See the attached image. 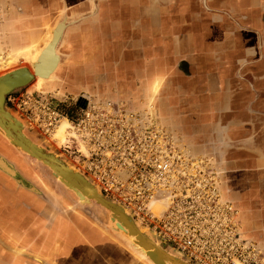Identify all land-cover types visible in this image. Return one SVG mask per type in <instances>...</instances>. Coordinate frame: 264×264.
I'll list each match as a JSON object with an SVG mask.
<instances>
[{
  "label": "rangeland",
  "instance_id": "374dc122",
  "mask_svg": "<svg viewBox=\"0 0 264 264\" xmlns=\"http://www.w3.org/2000/svg\"><path fill=\"white\" fill-rule=\"evenodd\" d=\"M201 7V0H8L0 3V56L7 55L6 62L0 64V76L24 67L32 72L35 58L31 53H23L5 68L12 56V45L26 44L30 38L49 41L42 38L46 29L53 31L57 24H63L57 47L61 56L55 69L59 68L57 77L54 71V78L47 81L49 87L42 90L34 88V82L15 89L6 97V108L24 122L28 138L83 176L74 166L68 147L65 149L70 146L69 126L63 138H57L56 134L64 120L51 135L45 134L31 121L29 110L32 109L22 103L24 96L48 103L66 121L80 118L88 106L106 101H123L130 110L147 109L149 114L154 113L158 124L176 137L178 146L187 149L191 159H201L206 164L205 172L220 181L223 198L237 211L236 222L242 238L256 248L258 255L254 264H264V247L247 230L240 200L231 198L237 189L243 197L249 192L255 201L260 199L257 178L261 172L256 167L264 158V90L256 92L246 79L251 75L245 72L240 76L227 75L226 81L217 74L216 92L209 90L212 76L209 73L224 67H240L254 76L263 74L264 60L258 55L253 59L248 53L251 48L261 49L260 38H245L237 24L224 15L213 21V27L216 32L229 33L235 38H206L202 42L187 38L197 21L196 16L202 12ZM248 13L264 26V11L251 9ZM219 46L221 50L217 52ZM156 75L163 77V83L152 87L147 98L143 97L147 80ZM129 94L132 99L128 98ZM217 98L222 108L216 106ZM180 99L184 101L183 106H179L184 109V134L166 121L169 105ZM220 134L222 139H219ZM2 138L0 134V155L3 156L0 161L6 158L12 163L10 168L15 177L0 169V213L8 212L13 218L7 220L5 214L0 227L9 224L40 232V237L37 234L27 237L30 242L39 239L46 248L55 231H59L55 238L65 244L78 242L70 222L76 221L79 226L80 222H86L105 234L103 238L113 245L98 246L95 250L80 246L68 254L62 251L56 257L60 264H124L123 260L128 261L130 249L109 230L110 211L95 201L84 202L56 180L48 164L38 162L14 145L5 144ZM236 162L242 164L241 172L235 171ZM246 169L253 171L248 187ZM16 174L32 184L36 192L21 185ZM19 190L29 194V200L25 197L28 202H18ZM116 203L129 210L137 224L165 249L193 264L183 252L159 239L151 226L140 221L130 208Z\"/></svg>",
  "mask_w": 264,
  "mask_h": 264
},
{
  "label": "built area",
  "instance_id": "2783aa9c",
  "mask_svg": "<svg viewBox=\"0 0 264 264\" xmlns=\"http://www.w3.org/2000/svg\"><path fill=\"white\" fill-rule=\"evenodd\" d=\"M31 121L51 135L66 120L48 103L24 96ZM68 121V119H67ZM74 166L104 196L130 208L154 234L193 264H254L256 248L242 238L237 211L220 181L191 159L155 114L123 101L88 106L68 121Z\"/></svg>",
  "mask_w": 264,
  "mask_h": 264
},
{
  "label": "crops",
  "instance_id": "0c3cea01",
  "mask_svg": "<svg viewBox=\"0 0 264 264\" xmlns=\"http://www.w3.org/2000/svg\"><path fill=\"white\" fill-rule=\"evenodd\" d=\"M2 1L3 2L1 3H4L7 2L8 0H2ZM201 1H202V7H201L202 12L200 14L198 13V16H196L197 21H195V23L193 24L194 26L192 27V33L187 38H196L198 42H202L206 40V38H235L234 36H231L229 33L226 35L221 33L220 31L216 32L215 28L213 27L214 20L221 19L222 15L228 16L229 18H231V20L234 21V23L237 24V26L240 28L241 33L245 35V38H260L259 41H260L261 49L258 50L255 48H251L248 50V53L253 55V59H256L255 57L256 55H258L260 57V60H264V26H261L255 20V18H253V16L248 13L249 11H251V9H255L263 12L264 0H201ZM44 36L42 38H44ZM34 39L37 38H30V41L26 44H24L25 42L13 44L12 48L17 46H29V44ZM219 43L220 42H217V44ZM219 49L221 50L220 46L217 49V52H220ZM192 50L196 51L195 48H193ZM215 56L217 58L219 54ZM58 69L55 70V76L57 75ZM240 70L241 72H239ZM244 72L245 74L251 75V77H246V79L256 92H261L264 90V72L261 76H254L251 73H249L247 70L240 69V67L238 68L224 67L220 71L209 73V75H212L209 78V90L210 91L213 90V92H216L218 78H216L215 75L217 74H220V76L222 75V78H224V81H226L228 80L227 75L240 76ZM156 78L157 79L160 78L161 82L163 83L162 80L163 77L160 75H156L153 78H150L149 80H147V88L144 91V95L142 93H139L138 94L139 97H141V94L143 97L146 98L148 97L149 95L148 91L152 90L153 81ZM218 91L221 92L222 90L220 89ZM128 98L132 99L133 97L129 94ZM256 101H258V99ZM183 104L184 101L182 99L177 100V102H172L169 105L168 111L166 113L168 119V120L166 119L167 124L173 128H176L178 131L182 132V134H184L183 128H185L184 126H182L184 123V117H183L184 109L182 110L181 107L179 106H183ZM220 104H221L220 100L218 99L216 106H220L222 108V105ZM250 150L253 153V148ZM231 165L233 166V164ZM241 165L242 164L236 162L234 164L235 171L239 170L241 172L242 171ZM232 166H231V170H232ZM256 168L261 172L260 176L257 178L258 187L260 189V199L255 201L252 198L253 195L249 194V192H247L243 197L240 195V192H238L240 190L237 189L234 192V194L233 193L231 194V198L237 201L240 200L239 203L241 210L243 212V221L245 223L247 230L251 231L252 232L251 235L253 236V238L258 240L260 244L264 247V158L260 160L259 167ZM245 171H246V179H247L246 184L248 187V183L252 180L253 177V171L250 172L249 169H246ZM18 193H19L18 202H23V203L28 202L26 201L25 198L27 197L28 198L27 200H29L30 196L28 193H25L24 190H19ZM2 197H5L7 201L9 200L7 196H2ZM5 214L7 220L8 218L13 219L12 217L8 216V212H6ZM5 214L0 213V224L3 221L2 218ZM71 222H70V227H72L75 230L77 234L75 236V239H77L78 242L65 244L64 242L61 241L60 238L58 237L55 238V236L58 235L59 232V231H55L54 232L55 236L53 237V240L48 241L49 245L46 248H44L45 245H42L43 243H41L39 239L36 240L35 242H30L29 240L30 238L27 237V235L29 236L31 234L34 235L37 234V236L40 237V232H37L35 230L31 232L29 229H25V226L13 227L8 224V226L0 227V264H60L59 263L60 260H58L56 257L59 256L62 251L68 254L69 251H72L73 249L80 246H83L89 250H95V249H99L98 246H101L103 248L105 246L111 247L110 245H113L112 242L107 240V238H105L106 240L103 238L104 236H106L105 234L103 236V234L97 232V230L92 226H90L88 223L80 222L81 225L79 226L78 222L76 221H71ZM31 255L32 258L29 257ZM123 261L124 264H127L126 259Z\"/></svg>",
  "mask_w": 264,
  "mask_h": 264
},
{
  "label": "bare ground",
  "instance_id": "6f19581e",
  "mask_svg": "<svg viewBox=\"0 0 264 264\" xmlns=\"http://www.w3.org/2000/svg\"><path fill=\"white\" fill-rule=\"evenodd\" d=\"M57 25L59 26H57L56 30L52 31V30H49V28L46 29L44 38H49V41H46L44 39L42 40L41 38H37V39H34L29 44V46H17L13 48L11 47L12 56H11V59L10 58L8 59L9 61L7 60L8 63L6 64L5 68H8V65H10L12 62L17 61L18 57L22 55L23 53H26V54L31 53L33 58H35L34 67H33L34 72L33 70L31 72V70H28L27 67H24L23 69L14 70V71L5 73L2 76H0V96H1V93L7 90L8 85H9V81L7 79L9 77L6 78V76L12 72H15V74L17 75L15 78L16 81H20L22 82V84L28 83L29 81H31L30 83L34 82L33 87L39 90H42L43 88H46L48 86L49 82L47 83V81L54 78L53 72L55 71L58 65V62L59 61L61 62V56L59 55L57 47L59 45V38H61V35L63 33V24L59 23ZM6 56H7L6 54L0 56V64L3 62L4 63L6 62ZM27 70L29 71V73H27ZM160 82H161L160 79L154 80L153 87L155 88V86H158ZM10 113L11 112L7 113V112H3L2 110H0L1 137L4 138L5 144L14 145L17 149L21 150L24 153H27L26 147L22 146L21 142L17 140L16 137L14 136L12 137L10 132H8V130L4 126V122H5L4 120L10 119L11 125L8 127L13 129V131H17L18 129L21 131H24L26 128L24 122H22L21 119H19V117H15L13 116L12 113L11 114ZM68 126H69L68 122L64 120L56 134L57 138L64 137L65 130ZM31 143H33L38 149H41V147L36 145L33 141ZM31 143L29 144L32 145ZM27 154L28 156L33 157L29 152ZM35 159L38 162H40L39 160H41L38 158H35ZM59 159L62 162H64L61 158ZM65 165L68 170L66 168L56 167V163L51 164V166L54 168V169L52 168V170H53V176L56 178V180L57 181L59 180V182H61V184H63L66 188L76 193L77 196H79L84 202H88V203H90L91 201H95L96 203L101 202L99 195L91 187L73 178V174L71 170L72 171H75V170L69 167L66 163ZM48 167L50 168V166ZM9 170L12 171L10 168ZM8 173H11V172H8ZM92 195H94L95 198H93ZM105 209L107 211H110L107 208ZM122 220L123 219L119 220L116 217H113L112 215L109 217L110 226H112V229L114 230V231H111L112 234L118 239L123 240L124 241L123 244L130 249L129 255L127 256V260H128L127 264H135V263H139V264H148V263L149 264H182L179 258L182 259V261L185 262L186 264H190L187 260L181 257H177L171 252H169L168 249H165L159 242L154 240V238L151 236V234L148 231L142 229V227L139 226L138 224L135 226L134 224H131V223H124ZM159 245L162 247V249L159 247Z\"/></svg>",
  "mask_w": 264,
  "mask_h": 264
},
{
  "label": "water",
  "instance_id": "95a60500",
  "mask_svg": "<svg viewBox=\"0 0 264 264\" xmlns=\"http://www.w3.org/2000/svg\"><path fill=\"white\" fill-rule=\"evenodd\" d=\"M59 40H60V38H59ZM33 67H34V64H33ZM28 70H27V73H29ZM16 76L17 75L15 74V72H12V73H10V74H8L6 76V78L9 77V78H7L8 81H9V85H8L7 90L5 92L1 93V96H0V110H2L3 112H7V113L10 112L6 108V97H7V95L9 93H11L12 91H14L15 89L22 88V87L30 84V82H31V81H29L28 83L22 84V82L16 81V79H15ZM4 121H5L4 122V126L6 127L8 132H10L12 137L13 136L16 137V139L21 142L22 146L26 147L27 153L29 152L33 157L41 159L42 161L47 163L50 166V168H53L50 163H56V167H58V168L59 167L60 168H66L67 169L65 163L62 162L59 158H57L55 155L46 152L42 147H41V149H38L33 143H31L32 141L29 138H27V136L25 135L24 131H21L19 129L17 131H13V129L9 128L8 126L11 125V120L10 119H6ZM29 143H31L32 145H30ZM71 172L73 174V178L77 179L81 183L83 182L84 184H87L89 187H91L99 195V198L101 199V202H98V203L101 206H103V207L107 208L108 210H110L112 212V216L113 217H116L119 220L123 219L122 221L124 223H131V224H134L135 226L137 225V222L135 221L134 217L132 216V214H131V212L129 210L126 211L121 205H119V204L115 203L114 201L106 198L103 195V193L101 192L100 188H98L95 185H93L82 174H80V173H78L76 171H72V170H71ZM109 229H110V231H114L112 229V226H110ZM159 247L162 249V247L160 245H159ZM179 260H180V262L182 264H186L185 262L182 261V259L179 258Z\"/></svg>",
  "mask_w": 264,
  "mask_h": 264
},
{
  "label": "flooded vegetation",
  "instance_id": "af4514ba",
  "mask_svg": "<svg viewBox=\"0 0 264 264\" xmlns=\"http://www.w3.org/2000/svg\"><path fill=\"white\" fill-rule=\"evenodd\" d=\"M1 2H3V1L0 0V3H1ZM125 96H127V95H125ZM217 129L219 130V128H217ZM220 130H222V129H220ZM217 132H218V131H217ZM220 136H221V137H220ZM220 136H219V137H220L219 139H222L223 136H222L221 134H220ZM217 137H218V135H217ZM0 156H2V155H0ZM2 157H3V156H2ZM2 157H1V158H2ZM4 158H5V157H4ZM6 161H7V162H6ZM0 162H1L0 167H1L3 170H5L7 173H8V172H11V174L13 173V176H15V172L10 168L11 165H12V163H11L9 160H7V159L5 158L3 162H2V161H0ZM3 163H4L5 166L3 165ZM8 167H9L12 171H10ZM16 178L18 179V180H17V179H16V180H17L19 183L22 182L21 185L25 186V187H26L27 189H29V190H32V191L36 192V191L34 190L35 188H33L34 186H33L32 184L26 183L25 180L19 176V174L16 175ZM16 180H15V181H16ZM17 181H16V182H17ZM18 182H17V183H18Z\"/></svg>",
  "mask_w": 264,
  "mask_h": 264
}]
</instances>
